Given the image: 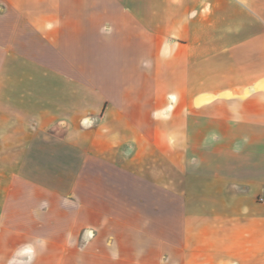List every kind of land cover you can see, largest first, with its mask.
<instances>
[{
  "label": "crops",
  "instance_id": "0c3cea01",
  "mask_svg": "<svg viewBox=\"0 0 264 264\" xmlns=\"http://www.w3.org/2000/svg\"><path fill=\"white\" fill-rule=\"evenodd\" d=\"M0 264H264V0H0Z\"/></svg>",
  "mask_w": 264,
  "mask_h": 264
},
{
  "label": "built area",
  "instance_id": "2783aa9c",
  "mask_svg": "<svg viewBox=\"0 0 264 264\" xmlns=\"http://www.w3.org/2000/svg\"><path fill=\"white\" fill-rule=\"evenodd\" d=\"M261 200H263V199H261Z\"/></svg>",
  "mask_w": 264,
  "mask_h": 264
}]
</instances>
